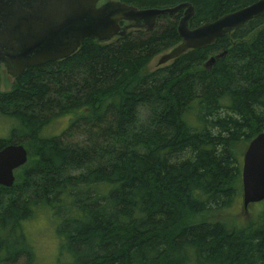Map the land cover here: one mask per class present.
<instances>
[{
    "label": "trees",
    "instance_id": "trees-1",
    "mask_svg": "<svg viewBox=\"0 0 264 264\" xmlns=\"http://www.w3.org/2000/svg\"><path fill=\"white\" fill-rule=\"evenodd\" d=\"M120 1L191 3L196 28L258 0ZM182 15L86 39L0 92V117L17 123L0 150L28 151L13 187H0V264L34 263L26 224L39 215L54 225L61 264H264V212L234 229L217 217L241 193L236 146L264 132V16L149 71L181 42Z\"/></svg>",
    "mask_w": 264,
    "mask_h": 264
},
{
    "label": "water",
    "instance_id": "water-1",
    "mask_svg": "<svg viewBox=\"0 0 264 264\" xmlns=\"http://www.w3.org/2000/svg\"><path fill=\"white\" fill-rule=\"evenodd\" d=\"M0 0V65L13 79L27 68L71 57L86 39L107 43L131 30H151L163 15L183 11L178 23L181 42L158 62L167 65L184 53L205 48L217 39L264 16V0H258L213 22L192 28L196 11L191 3L165 9H139L118 0ZM127 23V24H123ZM224 54L206 62L211 66ZM28 162L22 144L0 150V187H13L15 172ZM264 201V132L248 145L242 167V202L246 211Z\"/></svg>",
    "mask_w": 264,
    "mask_h": 264
},
{
    "label": "rangeland",
    "instance_id": "rangeland-1",
    "mask_svg": "<svg viewBox=\"0 0 264 264\" xmlns=\"http://www.w3.org/2000/svg\"><path fill=\"white\" fill-rule=\"evenodd\" d=\"M108 0H102L101 3H105ZM120 1V0H119ZM170 51V50H169ZM168 52V51H167ZM165 52V53H167ZM163 53V54H165ZM160 54L156 56L148 65V70L152 71L156 69L159 65V59L163 55ZM15 80L11 78L3 68L0 70V92H8L12 90ZM57 122L53 123L49 129L54 133H59L62 129L66 128L67 122ZM17 127V123L14 120H11L8 117H0V138H7L11 130ZM54 131H53V130ZM247 146L242 143H239L236 146V155L238 160H242L244 154L247 150ZM242 178V176H241ZM242 182V181H241ZM264 212V201L256 204H252L248 211L243 207L242 202V184H241V193L237 199L235 205L228 210L226 213H221L217 215L218 220L225 222L231 229L235 227H249L251 224L257 225L260 222V216ZM26 230L28 236L32 240V244L35 251V260L33 264H61L62 259L59 257L61 255L60 242L56 236L55 228L50 219L45 215H39L32 221L26 224ZM62 256L66 257L65 253ZM23 262V261H21ZM21 264V263H20ZM68 264V263H67Z\"/></svg>",
    "mask_w": 264,
    "mask_h": 264
},
{
    "label": "flooded vegetation",
    "instance_id": "flooded-vegetation-1",
    "mask_svg": "<svg viewBox=\"0 0 264 264\" xmlns=\"http://www.w3.org/2000/svg\"><path fill=\"white\" fill-rule=\"evenodd\" d=\"M101 1H102V0H101ZM108 1H109V0H108ZM118 1H119V0H118ZM105 2H106V1H105ZM121 2H122V1H121ZM103 3H104V2H103ZM103 3H101V4H103ZM101 4H100V5H101ZM123 24H127V23H123ZM16 79H17V78H16ZM14 80H15V79H14Z\"/></svg>",
    "mask_w": 264,
    "mask_h": 264
},
{
    "label": "bare ground",
    "instance_id": "bare-ground-1",
    "mask_svg": "<svg viewBox=\"0 0 264 264\" xmlns=\"http://www.w3.org/2000/svg\"><path fill=\"white\" fill-rule=\"evenodd\" d=\"M61 207V206H60ZM22 246V245H21Z\"/></svg>",
    "mask_w": 264,
    "mask_h": 264
}]
</instances>
